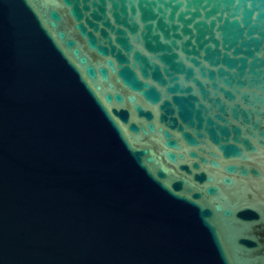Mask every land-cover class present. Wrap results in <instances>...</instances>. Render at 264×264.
<instances>
[{"label":"water","instance_id":"1","mask_svg":"<svg viewBox=\"0 0 264 264\" xmlns=\"http://www.w3.org/2000/svg\"><path fill=\"white\" fill-rule=\"evenodd\" d=\"M0 264H264V0H0Z\"/></svg>","mask_w":264,"mask_h":264}]
</instances>
